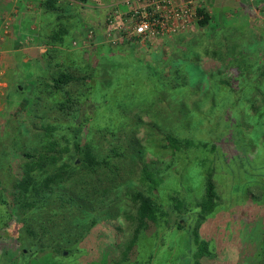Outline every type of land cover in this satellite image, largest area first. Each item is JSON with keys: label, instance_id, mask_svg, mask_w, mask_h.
Masks as SVG:
<instances>
[{"label": "rangeland", "instance_id": "obj_1", "mask_svg": "<svg viewBox=\"0 0 264 264\" xmlns=\"http://www.w3.org/2000/svg\"><path fill=\"white\" fill-rule=\"evenodd\" d=\"M56 4L35 40L11 15L0 30V264H264V0H227L173 40L114 43L103 12ZM66 68L72 81L52 88ZM75 127L108 167L69 161ZM168 135L195 145L177 150ZM52 141L60 161L36 167L48 189L26 197L23 168L42 166ZM145 167L169 216L126 261ZM208 170L217 196L202 219Z\"/></svg>", "mask_w": 264, "mask_h": 264}, {"label": "trees", "instance_id": "obj_2", "mask_svg": "<svg viewBox=\"0 0 264 264\" xmlns=\"http://www.w3.org/2000/svg\"><path fill=\"white\" fill-rule=\"evenodd\" d=\"M81 3H86L88 0H76ZM57 0H46L44 5L48 11L51 12H58L61 11V8L57 6ZM200 16H202L199 20L202 26H207L211 21H213V17L209 14L207 9H201L200 10ZM198 20V21H199ZM61 33V30L56 31L53 34V39H57L60 37L58 35ZM104 60L100 61L99 66L103 67ZM68 68H66L58 77L53 78V85L52 88L56 90H63L65 85L70 83L73 79V74H71V71H67ZM73 99L70 96H67L65 101H62L59 103L60 109H71L73 107ZM70 139L67 141L69 144V147L71 150H69V161H71L76 167L79 165L82 166L85 169L89 170H96L97 168L101 167H108L109 162L107 160V157L100 156L96 150L91 145H82V133L80 132V129L77 127L72 129V134L69 135ZM166 140L168 141V145L175 149H182L189 148L191 146L195 145V142L193 140H183L177 136L168 135L166 137ZM57 143V142H56ZM55 142H50L49 148L47 154L44 152H40V159L38 162H42V166H36V164L28 165L25 168H23V176L20 178L18 184H17V191L25 194L27 197V194L29 193H35L38 195L40 192H46L47 191V184L41 183L37 181V173L38 169L36 167L44 168L46 165L50 164H56L60 161L59 156L61 155L59 152L62 150H57V144ZM59 151V152H58ZM37 152V151H36ZM49 153V155H48ZM36 154V153H35ZM34 154V155H35ZM60 154V155H57ZM82 155L81 158H79V164L77 163L78 155ZM33 155V156H34ZM29 157H31L29 155ZM81 161V163H80ZM35 166V167H34ZM70 167V164H67V167ZM67 167L64 165L63 168H61L62 175L66 171ZM209 171V170H208ZM143 178L147 181V189L144 192L139 191L137 193V200H139V206H138V213H137V227L133 233L132 238L128 242V244L125 246L122 260H128L129 256L135 255L137 253V244H138V238L140 234L146 233V232H152L161 222V217L163 216H169V213L164 210L161 204L157 202V197L155 194L158 191V188L160 186L159 179L156 178V175L150 172L149 169L146 167L143 169ZM205 193L202 198V200L199 203V207L201 210L200 217L203 219L205 213H209L212 211L214 201L217 196V192L215 189V183L213 180V175L209 171L208 175L205 177ZM11 197L13 199L14 195L11 194ZM41 198V195H40ZM45 197L43 198V202ZM42 200V199H41ZM40 200V201H41ZM45 204V203H44ZM168 223V220H165ZM195 239L198 244L197 259L204 256L206 251V243L200 242L198 232H195ZM199 263V262H198Z\"/></svg>", "mask_w": 264, "mask_h": 264}, {"label": "built area", "instance_id": "obj_3", "mask_svg": "<svg viewBox=\"0 0 264 264\" xmlns=\"http://www.w3.org/2000/svg\"><path fill=\"white\" fill-rule=\"evenodd\" d=\"M125 4L128 9L120 21L108 17L112 43L177 34L201 18V9H207L203 0H126Z\"/></svg>", "mask_w": 264, "mask_h": 264}, {"label": "crops", "instance_id": "obj_4", "mask_svg": "<svg viewBox=\"0 0 264 264\" xmlns=\"http://www.w3.org/2000/svg\"><path fill=\"white\" fill-rule=\"evenodd\" d=\"M46 0H0V30L2 29L3 18L6 19V16L11 15L10 19H13V24L15 27L17 24L22 21L27 20V32L28 34L24 36L25 39L35 40L38 37V32H42V29L45 30L49 19L46 14L48 11L44 5ZM61 1V0H58ZM66 1V0H65ZM68 2L72 0H67ZM76 1V0H73ZM207 5V10L213 14L214 9L223 10L229 9L226 6L227 0H221V3L218 0H203ZM8 2V3H7ZM126 0H89L88 3H81L82 8L90 10V12L97 13L103 12V19L109 21V15H113L115 22H118L122 19L123 14L127 11V5L125 4ZM66 3V2H65ZM220 5V6H219ZM219 6V7H218ZM25 8V12H21ZM17 9L18 11H15ZM213 10V11H212ZM17 12L19 13L17 15ZM10 13V14H6ZM102 14V13H101ZM24 16V17H23ZM111 17V16H110ZM30 19V20H29ZM103 21V20H102ZM111 27V25H109ZM176 34L168 37H147V39H161L163 40H173ZM22 40H24L22 38ZM37 45V44H36ZM34 47V44L32 45ZM34 54V53H33ZM20 64H17L19 66Z\"/></svg>", "mask_w": 264, "mask_h": 264}]
</instances>
